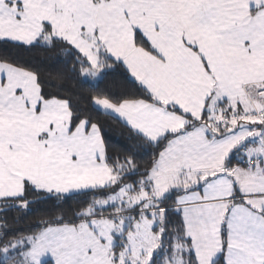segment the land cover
Returning <instances> with one entry per match:
<instances>
[{
	"label": "snow or ice",
	"instance_id": "snow-or-ice-1",
	"mask_svg": "<svg viewBox=\"0 0 264 264\" xmlns=\"http://www.w3.org/2000/svg\"><path fill=\"white\" fill-rule=\"evenodd\" d=\"M0 264H264V0H0Z\"/></svg>",
	"mask_w": 264,
	"mask_h": 264
},
{
	"label": "trees",
	"instance_id": "trees-1",
	"mask_svg": "<svg viewBox=\"0 0 264 264\" xmlns=\"http://www.w3.org/2000/svg\"><path fill=\"white\" fill-rule=\"evenodd\" d=\"M109 86L113 87V88L121 86L120 79L117 77L114 81L110 82ZM110 136H112L114 140H118L119 139L115 135V133H110ZM114 147H118V145H114ZM74 206H75L74 202H69V204L64 205L63 212L66 215H70L69 214V209L74 207ZM60 213H61V209L60 208H53V206L51 204L43 205V206H41V208L39 210L34 211L31 215H29L27 217H21L17 226L20 227V228L34 227L36 221L39 218H41V217L47 218V216L49 214H60Z\"/></svg>",
	"mask_w": 264,
	"mask_h": 264
}]
</instances>
